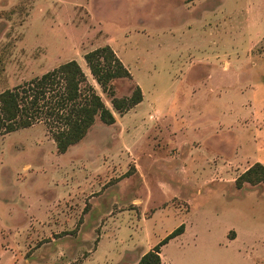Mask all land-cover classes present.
<instances>
[{
	"label": "rangeland",
	"instance_id": "1",
	"mask_svg": "<svg viewBox=\"0 0 264 264\" xmlns=\"http://www.w3.org/2000/svg\"><path fill=\"white\" fill-rule=\"evenodd\" d=\"M70 61L115 123L66 153L44 120L0 135V264H138L183 224L163 264H264V184L236 185L264 165V0H0V93Z\"/></svg>",
	"mask_w": 264,
	"mask_h": 264
},
{
	"label": "trees",
	"instance_id": "2",
	"mask_svg": "<svg viewBox=\"0 0 264 264\" xmlns=\"http://www.w3.org/2000/svg\"><path fill=\"white\" fill-rule=\"evenodd\" d=\"M85 61L104 91L110 90L115 79L129 76L121 60L108 46L86 54ZM86 81L79 63L70 61L22 86L0 93V135L30 128L44 120L50 126L57 125L54 140L59 152L66 153L69 147L85 138L97 116L106 124H114L113 112L95 89L91 86L86 91L83 89ZM142 100V91L138 88L130 98H114L112 103L116 110L124 112ZM245 184H264V165L256 163L236 180L239 188ZM184 231L183 224L144 254L138 264H163L161 248Z\"/></svg>",
	"mask_w": 264,
	"mask_h": 264
},
{
	"label": "crops",
	"instance_id": "3",
	"mask_svg": "<svg viewBox=\"0 0 264 264\" xmlns=\"http://www.w3.org/2000/svg\"><path fill=\"white\" fill-rule=\"evenodd\" d=\"M245 185H246V184H245ZM186 225H187V224H186ZM186 225H185V231H184V233H183L182 235H180V236L174 238V239H179V238H182V237H184V236L186 235V233H187V231H188V228L186 227ZM174 239H173V240H174ZM145 254H146V253H145ZM161 257H162V259H163L162 254H161Z\"/></svg>",
	"mask_w": 264,
	"mask_h": 264
}]
</instances>
